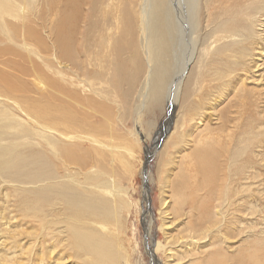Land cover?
<instances>
[{"label":"bare ground","instance_id":"6f19581e","mask_svg":"<svg viewBox=\"0 0 264 264\" xmlns=\"http://www.w3.org/2000/svg\"><path fill=\"white\" fill-rule=\"evenodd\" d=\"M83 1L0 0V252L4 262L20 260L24 264L20 259L24 254L26 263L30 260L42 263L47 256H53V264H62L64 260L55 250L68 246L65 244L69 241L71 253H75L71 264H128L131 254L123 239L126 231L121 214L128 193L118 175L122 162H113L121 156L120 145L117 138H109L111 143L105 138H113V129L121 123L123 128L125 118L131 119V114L135 127L141 129L144 115L164 111L161 105L166 101L165 109L172 113L168 121L173 128L168 146L174 150L190 143L191 151L189 155L181 154L179 162L169 163H176L183 177L177 172L174 181L166 179L160 186L158 230L165 238L155 242L147 254L152 259L161 255L169 261L174 257L176 262L190 260L186 264H203L205 258L207 264L230 259L221 250L222 245L212 249L216 247L214 244L208 246L210 251L207 247L202 250L205 258L200 261L203 257L200 258L198 250L203 236L195 230L194 220L222 224L225 215L217 207H202L199 202L201 189L195 177L208 172L203 168L214 164L208 144L199 141L200 131L194 128L192 135L184 131L190 121L195 127L204 124L202 113L208 109L199 100L195 104L189 98L203 78L212 75L215 79L218 75L212 71L208 75L203 70L213 63H222L217 59L223 50L224 53L239 50L240 56L255 46V59L248 55L252 61L242 62L233 57L226 72L230 78L239 77L242 82L261 77L264 0L230 7L220 17L213 16L210 10L208 13L206 0H126L118 10L111 8L112 0H88L87 5ZM185 2L188 25L182 15ZM99 4L101 9L96 15ZM203 14L210 25L204 29L203 40L198 41ZM187 28L189 33L185 31ZM81 37L85 40L79 49ZM86 37L91 47H86ZM186 40L192 52L184 58L177 56L178 42L184 49L189 44ZM184 51L187 52L186 48ZM135 81L139 84L138 101L132 105ZM106 85L118 90L125 104L114 119L115 125L108 117L112 109L109 107L115 101L108 99L111 88ZM188 107L191 110L200 107V113L194 114L197 119L187 120L184 112ZM127 133L132 138L136 134ZM205 152H208L205 162L200 161L198 168L188 162L185 168L183 160H195ZM253 157L257 158L254 161L262 162L260 156ZM240 167L242 185L238 193L245 194L249 191L246 183L250 176L244 170L248 169L250 174L251 167L247 163ZM185 170L189 172L187 175ZM177 178L187 182L181 187L175 181ZM185 192L190 197L184 196ZM190 199L191 205L187 206ZM234 202L238 201L227 202L224 209L229 206L232 209ZM183 217L191 220L186 222L181 237L175 242L168 240L166 230ZM204 227L207 231L213 226ZM148 229L151 232V220ZM173 244L183 251L173 249ZM32 245L39 247L35 257ZM191 246L199 248L190 249ZM213 252L218 257H212Z\"/></svg>","mask_w":264,"mask_h":264},{"label":"rangeland","instance_id":"374dc122","mask_svg":"<svg viewBox=\"0 0 264 264\" xmlns=\"http://www.w3.org/2000/svg\"><path fill=\"white\" fill-rule=\"evenodd\" d=\"M98 1L99 0H94V2ZM104 1L107 2L108 0ZM125 1L126 0H112L110 2L111 8L118 10L120 7L126 4ZM206 2L204 4L207 5L208 13L210 10L213 16L218 14L220 17L230 7H238L239 5L243 6L245 3L247 4L249 2H255V0H206ZM83 3H86L87 5L88 0H84ZM84 7L83 9H86L87 6ZM100 9L101 6L99 4L96 15H98ZM188 13L187 3L185 2L183 3L182 7V15L185 17L187 25L189 23ZM226 16L227 15H225V17ZM262 18L264 19V17ZM202 23H204L202 27L203 30L199 31L196 37L198 38V41L203 40L201 37L203 38L205 35L204 32L206 31H204V29H206V25H210V21L207 22L206 14H203L202 16ZM202 23L200 27L202 26ZM80 26L82 27L83 25L81 24ZM185 31L186 33H189L188 28ZM77 38L79 39V35ZM84 40V37L80 38L79 49L83 47L82 45ZM178 43V52L176 51L177 56L180 54V57L182 56L184 58L185 55L188 56L192 52V46L188 40H186V44H189L184 46V49L180 48L182 47L180 46L181 41ZM91 44L92 43L90 39L87 38L86 47H91ZM185 48L187 52L184 51ZM260 48L264 49V47L261 45ZM252 49V51L247 50V54H240V56L239 50H236L237 52L234 50H229L225 53L223 50L222 54L218 56L217 59L222 63H213L212 65L208 66L207 69L203 70V73L206 71V73H209L208 75H211V71L217 72L218 75L215 77V79L212 78V75L211 77L206 76L203 78L201 82H198L197 86L195 87V89H197L189 98L190 101H195V104L196 101L199 100L202 105H205L203 106L205 110H208L206 112L204 111L205 113H202L203 116L201 117V120L202 123H204L202 126L199 124L195 127V124L193 125V123L190 121L187 123L186 127L188 125L189 127L186 128L184 133H187V135H192L194 128L196 131H200L199 141L201 144H208L210 150L209 153L212 156L210 158L213 160L211 163L214 164V166H207V168H203L207 169L208 172L197 174V176L195 175L196 177L194 176L195 178L198 177L199 186L201 189V192L198 194L200 196L199 202L201 206L209 205L211 208L217 207V210H220L221 213L225 215V221H223L222 224L216 223L214 225H210L208 223L209 221H207V224L204 222L202 224L199 222V220H194L195 224L193 225L196 226L195 230L197 232L199 231L198 235H202L203 237L201 241V248L197 246H191L190 249L199 248L198 252H201L200 258L203 257V259L200 260L201 262L205 258V256H203L204 254L202 253V250L206 249L207 247L208 251H210V247L208 246L211 245L212 247L215 244L216 247H213L212 249H218L222 245L221 250L223 253L225 252V255L230 257V259H224V261L219 264H264V69H260H263V73H261L262 71L257 73H261V77L258 78L254 75L255 77L243 82L239 77L235 79L230 78L226 72L229 60H231L233 57H236L242 62L245 60H249L250 62L251 59H248V55L252 56V60L255 59V51L257 49L255 46H253ZM241 55L244 56V58L241 57ZM260 63H263L264 67V59L263 61L259 62V64ZM64 78L66 79L67 76ZM70 82L71 79L68 83L70 84ZM226 83H228V85ZM106 88H111V90H108V99L115 101L114 105L113 103L111 105L109 104V108L112 109L111 113L108 115L109 122L112 125H115L114 123L117 121L114 119H116L118 112H121V108L122 106H125V104L123 105V100L121 99L122 96H119L118 90L116 92L109 85H106ZM123 88L124 87H122V89ZM138 88L139 84L136 82L134 85V94L132 95V105L136 104L138 101L136 94ZM167 103L168 101L161 105L163 106L164 111L158 112L155 110L148 113V115L145 114V117H143V120L141 121V129H137L135 127L134 115L128 111L129 114L132 115L131 119L129 117L125 118L124 121L126 124L123 126V128L122 123L120 124L121 126L117 125L115 130L112 128L113 131H115V136L113 138L110 136L105 138L107 139V143H111L110 139L117 138V142L119 141L118 144L120 145L121 156L115 159L113 162H122L118 170V175L122 177V187L125 188L128 193V196H126L127 207L122 204L121 212L123 215V222L126 231V234L123 235V239L128 246L127 251H129L131 254V257L128 259V264H167V261H169V259L161 255H155L152 259L147 253L148 251L153 250L155 242L158 240L162 241L164 240L163 238H165V236L163 237L162 232L158 230V227L161 225V219L159 218L158 213L160 205V186L166 181V179H171L174 181V174L178 172L177 164L175 163L169 165V163L179 162L182 155H189L191 151V145L188 143L185 147H178L174 150L170 145L168 146V141L170 140V137H172L171 133L173 128H170L171 125L168 121V118L172 113L168 109H165V105ZM130 106L131 105L126 106L127 109L130 110ZM199 109L200 107L197 110H191L190 107H188L184 112L187 120L188 117L189 119L193 118V120L197 119V116H194V114L198 111L200 113ZM258 126H260V129H257ZM127 132L136 134L132 138V135L130 134V136ZM169 134H171V136H169ZM207 153L208 152H205L202 157L196 158L195 160L191 158H188L185 161L183 160V162H185V168L187 169L189 164L191 167H194V165L197 167L200 161L205 162L204 159ZM233 155L235 156L233 157ZM253 155L260 156L262 162H256L257 158H254ZM186 162H188V165ZM244 163H247L248 166L251 167V172L249 170L250 174H248V169L244 170V172L247 173V177L250 176L246 183V185H249V191L245 193L246 195L244 193L239 194L241 193L240 188L242 185L240 183L242 178L240 175V165ZM191 167L189 166V171ZM244 172L242 176L245 174ZM187 173L189 172L187 171L186 175ZM178 174L180 177H183L182 173L178 172ZM186 178H188V176H186ZM181 180L182 179L178 178L175 179V181L182 187L184 183L187 182V179ZM189 180L191 182L190 178ZM234 187L236 188L235 191H237V193H235ZM180 193L183 194V192ZM188 194L189 193L185 192L184 196H189L190 194ZM233 200L238 202H234L235 206L234 204L231 205L232 209H230L229 206L228 209L225 210L224 207L227 202H231ZM240 202H243L244 204H241ZM190 205L191 199L189 200L187 206ZM232 210L233 212H231ZM185 218L183 217L178 222L176 221L170 226L168 230H166V236L168 240L175 242L178 237H181L183 232L182 230L186 227V222L191 220L186 218L187 221H185ZM207 219H210V217ZM150 220L152 222L151 232L148 229V223ZM203 220H205V218ZM226 221L230 223L228 224ZM204 226L213 227L205 231V229H203ZM224 226H226V228H224ZM108 227L114 230L113 226ZM215 228L217 230H215ZM147 229L150 232L149 235L147 234ZM222 236H224V240ZM225 236L227 240H225ZM65 245L68 246H58L55 252L58 253L60 259L64 260L62 264H71L75 260V253H71L69 241ZM176 246V244H173L172 248L178 249V252H180V249L183 251L181 246H179V248ZM26 247L27 246L24 247V251ZM30 248L33 251L35 257V254L39 252V247L33 248L32 245ZM134 250L135 252L132 253ZM16 254L21 255L19 252H16ZM122 256L124 257V255ZM211 256L215 258L218 257L217 253L214 256V252ZM25 258L26 255L22 254L20 259L23 260L24 264H53V259L55 257L47 256L42 260V263H40L38 260H30L29 263H26ZM164 258L166 259L164 260ZM4 259L5 258H3L2 252H0V264H20V260H14L13 262L10 261L6 263L4 262ZM176 260L177 258L175 259V257L174 259L170 258L169 262L170 264H186L190 261L185 259V262L183 259L176 262ZM203 264H207L206 258Z\"/></svg>","mask_w":264,"mask_h":264}]
</instances>
